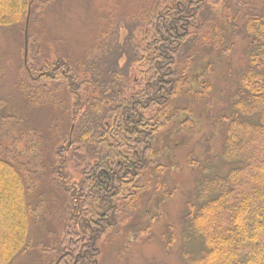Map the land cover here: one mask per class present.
I'll return each instance as SVG.
<instances>
[{"label":"trees","instance_id":"obj_1","mask_svg":"<svg viewBox=\"0 0 264 264\" xmlns=\"http://www.w3.org/2000/svg\"><path fill=\"white\" fill-rule=\"evenodd\" d=\"M39 1L0 0V30L24 26L30 2L31 23ZM161 1L146 0L134 17L112 19L114 24L99 33L74 66L59 55L62 61L57 69L44 61L46 67L33 75L28 67L29 82L22 89L31 94L24 95L34 97L45 91L53 98L60 120L59 129L56 119L53 129L57 134L63 127L67 148L55 159V169L38 159L34 147L22 152L7 148L0 154V264H18L32 249L31 223L42 205L31 198L47 168L52 177L63 176L60 169L65 171L63 179H74L71 172L81 176L79 183L71 181L74 192L60 188L53 178L52 185L65 194L68 215L75 209L93 230L102 213L111 217L101 234L118 228L113 219L132 222L135 214L145 218L143 206H149L155 196L163 206L159 193L171 192L172 178L167 174L174 164L171 137L183 131L182 122L174 127L183 108L181 99L195 104L209 93L206 79L194 90L185 77L199 59L210 75L217 56H228L237 32L249 49L229 100L228 117L223 118L220 161L227 170L215 171L210 153L190 163L195 191L187 202L181 237L199 249L194 257L187 251L182 256L188 264H264V3L252 8L250 0H235L232 6L226 0ZM49 2L42 0L39 7ZM232 9H238L235 15ZM244 9L252 14L241 16ZM165 10L168 14L159 16ZM237 21L243 22V29ZM138 29L141 37L150 35L147 46L136 38ZM154 37L158 51H153ZM62 67L67 78L61 74ZM67 79L72 84L67 85ZM42 81L58 83L61 92L53 86V91L47 89L39 84ZM156 221L151 218L138 233L130 232L131 237L150 236L151 223ZM64 230L66 237H78L67 226ZM71 242L68 246L66 239L62 245L54 241L44 252L43 264H72L81 242ZM66 244L72 255L58 263L51 260L52 254L66 250Z\"/></svg>","mask_w":264,"mask_h":264},{"label":"rangeland","instance_id":"obj_2","mask_svg":"<svg viewBox=\"0 0 264 264\" xmlns=\"http://www.w3.org/2000/svg\"><path fill=\"white\" fill-rule=\"evenodd\" d=\"M145 1L52 0L48 6L42 7H39L42 0L39 1L28 29V65L24 63L23 58V24L0 30V154H4L7 148L22 152L26 148L34 147L38 159L42 157L45 165L51 163L55 169L53 155L58 143L53 123L58 113L53 98L48 97L49 94L45 91L40 93L41 97L40 94L28 97L34 100L33 103L25 97L24 94H31L22 89V85L29 82L28 67L33 71V75H38L42 72V67H46L44 61L51 64L52 58L59 55L68 58L74 66L77 59H81L92 47L99 33L114 24L110 22L112 19L118 21L130 15L134 17ZM243 1L247 0H241ZM234 2L235 0H226L225 4L232 6ZM262 3L264 0H250L252 8ZM237 10L232 9L231 14ZM246 13L252 14L244 9L241 16ZM236 24L243 29L242 21H237ZM232 44L228 56H217L210 75L207 76L204 71L208 82V96L195 104L187 102L185 98L181 99L180 106L183 109H180L174 127L182 122L183 131L177 133L180 135L172 134L171 137L174 159L170 172L171 192L159 193L164 198V205L159 206L158 196H155L149 206H143L147 209L145 218L135 214L132 222L123 219V235L119 237V242L103 246L96 264H188L182 253L187 251L190 257L198 254L199 245L189 242L186 244L181 237L182 221L187 215V202L191 201L195 191L196 175L190 169V163L197 160V156L203 158L210 153L215 157L211 158L212 168L220 172L227 170V165L220 161L224 139L223 122L231 109L229 100L237 89L236 83L246 64L249 49L247 41L238 32L232 37ZM197 62L202 64L203 61L199 59ZM200 71L201 68L197 70L199 73ZM39 84H45L51 91L53 86L56 93L61 92L58 90L61 88L58 83L42 81ZM187 106L191 108L188 109L190 113L182 112ZM186 118L191 121L184 123ZM56 121L55 128L59 129L60 120ZM46 170V177L41 178L31 198L34 203L39 201L42 205L31 223L32 249L28 250L18 264L45 263L44 252L52 247L58 231L60 235L67 226L68 211L64 199L66 196L52 185V178L57 185V175L53 174L52 177L49 169ZM0 174L3 177L1 172ZM160 208L161 213L157 211ZM153 217L157 221L151 223L150 236L139 234L132 239L130 232L138 233Z\"/></svg>","mask_w":264,"mask_h":264},{"label":"flooded vegetation","instance_id":"obj_3","mask_svg":"<svg viewBox=\"0 0 264 264\" xmlns=\"http://www.w3.org/2000/svg\"><path fill=\"white\" fill-rule=\"evenodd\" d=\"M167 1H170V0H165V2H167ZM172 1H176V0H172ZM163 2H164V0L161 1V4ZM167 14H168L167 10H165L163 14H161V12L159 11V16H161V17H164ZM155 30L159 31L158 27H155ZM176 30H177V27H175V31ZM181 30L186 32V27H182ZM149 37H150V35H148V36L144 35L141 37V30H139V29L136 32V38L141 39L144 46L146 44L147 45L149 44L148 42H150V41H145ZM152 43H153V51H155L156 49L158 51L159 48L156 45L157 39L155 37L153 38ZM61 61L62 60L56 56V57L52 58V60L50 62L57 69V67L60 65ZM155 62H159V60L155 59ZM199 68H201L200 73L197 72V70ZM204 71H206V66L203 63L202 64L197 63V65L189 73L188 77L187 76L185 77L186 81H188V83L190 84V86L194 90L200 89L201 82L203 83V80L206 79L205 77H207V76H206ZM61 74L63 75V77H66V78L68 77V75L65 72V67L61 68ZM66 83H67V85H70V84H72V81H69L67 79ZM189 108L190 107L187 106L184 109H189ZM64 137H65V134H62V131H58V133L55 134V139L58 143L56 148H55V151H54V158L55 159L60 157V155H63L64 154L63 151L67 148L65 141H63L65 139ZM59 171L64 176L63 172H65V171L63 169H60ZM170 172L171 171H169V173H167V174H169V176L171 177ZM73 175H74V179L72 178V180L71 179H69V180L63 179V176L57 177V183L60 186H62L61 187L62 189H65L68 192H74L75 191V189H74L75 185L71 181H76L75 184L79 183L81 181V179H80L81 176L79 174H74V173H73ZM113 220H114L113 224H117V227H118V228L114 229V231H116V232L113 231L112 233L101 234V232L105 229V228H103V226L106 227L107 225H109L111 223V217L104 216V213H102V215L100 217L95 219L94 224H96V227L93 230L91 224L88 221H85L84 217L78 211H76L75 209H72L68 215L67 228L70 231L77 233L78 237H76L75 235L66 237V234H64V231H65L64 230L65 227H64L63 232L60 235H59V231H58V234L56 235L54 241L59 243V245L60 244L62 245L61 242L64 239H66L68 246L70 244H72L71 241H74V242L80 241L81 243H80V247L78 248V251L75 254H73L74 260H73L72 264H75L78 260L80 261V264H96L98 258L101 255L103 246H106V245L109 246V245H113V244L119 242L118 239L121 235L118 234V232H120L122 230V225H123L122 223L124 220H122L121 217L118 218L117 220L116 219H113ZM134 238L135 237H133L132 239H134ZM67 244H66V250H64L60 254H58V253L52 254V256H50V259L54 260V261L56 260L55 262L58 263V261H61V259H63V257H65L67 254L72 255L71 251L69 252V247L67 246ZM64 260H65V258H64ZM65 262L68 263L67 259Z\"/></svg>","mask_w":264,"mask_h":264},{"label":"water","instance_id":"obj_4","mask_svg":"<svg viewBox=\"0 0 264 264\" xmlns=\"http://www.w3.org/2000/svg\"><path fill=\"white\" fill-rule=\"evenodd\" d=\"M32 2V1H31ZM29 3V10L27 12V16H26V19H25V23H24V31H23V34H24V41H23V47H24V63L26 62V59H27V43H28V29H29V23H30V17H31V5L32 3Z\"/></svg>","mask_w":264,"mask_h":264}]
</instances>
